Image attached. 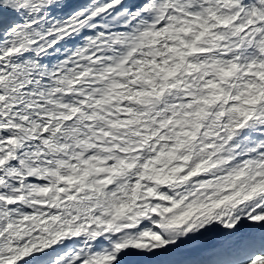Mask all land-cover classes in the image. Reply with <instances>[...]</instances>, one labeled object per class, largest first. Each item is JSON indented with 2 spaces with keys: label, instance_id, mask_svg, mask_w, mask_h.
<instances>
[{
  "label": "snow or ice",
  "instance_id": "obj_1",
  "mask_svg": "<svg viewBox=\"0 0 264 264\" xmlns=\"http://www.w3.org/2000/svg\"><path fill=\"white\" fill-rule=\"evenodd\" d=\"M0 264H264V0H0Z\"/></svg>",
  "mask_w": 264,
  "mask_h": 264
}]
</instances>
